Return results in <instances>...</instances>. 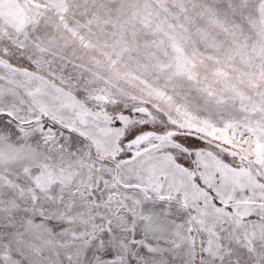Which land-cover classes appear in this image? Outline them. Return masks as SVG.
Masks as SVG:
<instances>
[{
	"label": "snow or ice",
	"instance_id": "snow-or-ice-1",
	"mask_svg": "<svg viewBox=\"0 0 264 264\" xmlns=\"http://www.w3.org/2000/svg\"><path fill=\"white\" fill-rule=\"evenodd\" d=\"M0 264H264V0H0Z\"/></svg>",
	"mask_w": 264,
	"mask_h": 264
}]
</instances>
